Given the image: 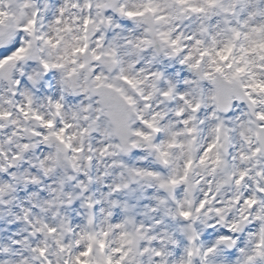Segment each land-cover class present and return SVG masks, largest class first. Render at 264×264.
Listing matches in <instances>:
<instances>
[{
	"label": "clouds",
	"instance_id": "obj_1",
	"mask_svg": "<svg viewBox=\"0 0 264 264\" xmlns=\"http://www.w3.org/2000/svg\"><path fill=\"white\" fill-rule=\"evenodd\" d=\"M0 264H264V0H0Z\"/></svg>",
	"mask_w": 264,
	"mask_h": 264
}]
</instances>
